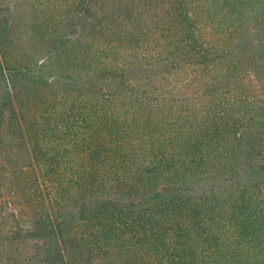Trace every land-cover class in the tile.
<instances>
[{"label":"trees","instance_id":"16d2710c","mask_svg":"<svg viewBox=\"0 0 264 264\" xmlns=\"http://www.w3.org/2000/svg\"><path fill=\"white\" fill-rule=\"evenodd\" d=\"M3 190L10 264H264V0H0Z\"/></svg>","mask_w":264,"mask_h":264},{"label":"rangeland","instance_id":"374dc122","mask_svg":"<svg viewBox=\"0 0 264 264\" xmlns=\"http://www.w3.org/2000/svg\"><path fill=\"white\" fill-rule=\"evenodd\" d=\"M7 197L8 196H7L6 190H3L2 192H0V203L1 202L3 203V205H1L2 208H3V211L8 212L7 214H9V213H12L11 212L12 211L11 210L12 209V205H10L7 202ZM2 199H3V201H2ZM6 212H3V213L5 214ZM1 213L2 212H0V216H1ZM4 223L5 224L2 227H0V239H2V236L9 238L11 236V233L9 231L10 230L12 231V229L15 227V223H9V221H6ZM25 226H26V223L22 222V224L20 225L19 228L26 229ZM6 243L7 242H4V244H2V245L0 244V250L2 249L3 254H4L3 256H1V254H0V264H5V260L6 259H8L7 263L10 264V262H11L10 259H16V257H17L16 256L17 251L14 248L15 244L13 246L9 245L10 248L7 249V248H5V246L8 245ZM18 246L21 247L22 250L26 251L27 253L32 250L31 243H27V242L25 244L21 243Z\"/></svg>","mask_w":264,"mask_h":264}]
</instances>
